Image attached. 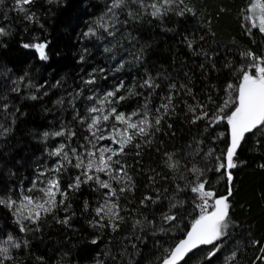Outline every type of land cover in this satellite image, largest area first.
<instances>
[{"label": "trees", "instance_id": "1", "mask_svg": "<svg viewBox=\"0 0 264 264\" xmlns=\"http://www.w3.org/2000/svg\"><path fill=\"white\" fill-rule=\"evenodd\" d=\"M152 2L145 0L146 4ZM251 2L184 0L180 7L191 9V13L178 16L179 8L174 7L163 19L147 14L150 9L129 3L128 8L141 15L124 25L127 10L117 9L120 22L116 35L107 36L100 29L98 35L105 38L97 39L83 33L95 26L110 0H34L26 6L34 14L33 20L13 10L15 0H4L0 27L8 35L0 36V196L11 190L16 199L20 189L32 186L39 171L54 164L57 158L48 152L66 141L51 133L71 129L77 134L70 141L72 147L83 142L88 135L86 124L73 117L77 110L88 115L87 108L93 103L87 99L89 95L102 98L123 81L125 89L120 94L128 98L120 102L118 111L139 110L147 97L149 109L157 115L155 109L169 94L168 85L176 83L179 88L184 84L192 90L191 94L187 88L174 91L175 111L161 120L159 131L153 129L149 136L137 137L125 149L121 159L134 189L121 195L120 206L127 211H121L125 221L118 231L94 226L92 209L100 197L92 184L82 185L70 193L63 207L42 216L38 231L37 225L25 222L31 230L21 232L13 211L0 205V247L8 248L13 257L4 264H159L165 250L184 238L199 215L201 202L190 191L197 176L190 171L193 167L203 172L200 179L207 180L206 188L210 185L217 195L228 196L231 190V223L224 241L217 242L223 243L221 251L211 261L206 255L212 245H207L190 253L181 264H226L225 257L233 252L235 258L228 264H264L259 259L264 256V132L246 135L234 157L237 167L230 170L229 182L224 170H216V158L223 157L230 142L226 120L211 126L207 120L192 123L193 114L187 108L200 102L210 114L214 112L229 95L235 96L226 86L238 85L235 70L250 63L241 53L264 56V33L257 28L249 33L245 27L243 17ZM42 42L47 43V60H41L35 49L22 47ZM90 74L95 76V84L84 83ZM149 77L160 87L140 88ZM134 85L143 96L128 95ZM17 86L19 91H13ZM33 95L37 99L33 100ZM104 107L107 110V105ZM45 132L50 133L46 139ZM77 171L69 168L62 183H68ZM157 194V203L140 204L144 196L155 199ZM85 200L90 205L87 211ZM68 203L71 208L65 212ZM173 203L176 207L171 212L177 220L169 224L162 215ZM66 216L71 217L68 224L58 222ZM135 220H140L141 226L133 229ZM16 242L20 248L12 247Z\"/></svg>", "mask_w": 264, "mask_h": 264}, {"label": "snow or ice", "instance_id": "2", "mask_svg": "<svg viewBox=\"0 0 264 264\" xmlns=\"http://www.w3.org/2000/svg\"><path fill=\"white\" fill-rule=\"evenodd\" d=\"M32 3H34V0H15L13 10L24 13L26 19L33 20L34 14L26 7ZM129 3L138 4L140 8L145 10L150 9L147 14L161 19L167 16L174 7L179 8L175 14L181 17L185 15L186 11L189 13L192 11L189 8L180 7L184 4V0H153L151 4H146L145 0H110L104 14L97 18L94 22L95 26L89 27L88 31L83 33L84 37L104 39V35H98L100 29H103V33L107 36L114 37L118 31L116 24L120 22L117 9L127 10L128 19L122 21L124 25L141 15L128 8ZM3 4L4 0H0V5ZM246 12L247 15L243 17L247 22L245 25L246 30L251 33L252 28H257L259 32L264 33V0H252ZM5 35H8V33L3 27H0V36ZM188 46L191 48V42ZM22 47L35 49L41 60L48 59L46 42L25 43ZM104 50L106 52L111 51L109 48ZM241 55L248 58L250 63L241 65L235 70L239 73L240 82L238 85L228 83L226 86L227 92L235 93L234 98L229 95L223 105L217 107L211 114L206 104L197 102L195 105L189 104L187 106L188 111L193 114L192 123L207 120L209 126H211L226 120L229 126L230 142L223 153V157L216 158L219 161L216 170H224L229 182L232 180L230 170L237 167L234 157H236L237 150L244 142L246 135L249 133L255 134L257 131L264 132V56H257L251 51L243 52ZM81 60H83V57H81ZM120 67H123V64ZM84 83L88 85L95 84V76L90 74V78L85 80ZM135 87L134 85L133 90L129 91L128 95L143 96V93H137L134 90ZM139 87L155 90L160 85L149 77ZM168 88L169 94L163 98L166 102L161 103L155 109L157 115H153L149 109L148 105L151 101L147 97L144 98L145 103L141 105L139 110H134L128 114L118 111L120 102L128 98L120 94L121 90L125 89L123 81L112 90L104 93L102 98L89 95L87 99L93 103L92 106L87 108L88 115H80L77 110L76 115L73 117V119H78L79 123L86 124L88 135L83 137V142L78 147H72L70 141L77 134L71 129H62L51 133L55 137H65L66 141L59 143L58 146L48 152L49 156L57 158L54 164L39 171L36 180L32 182V186L27 189H20L16 199H13L11 190L7 196H0V205L13 211L20 231L27 232L31 230L25 222L37 225L36 230L38 231L42 216L53 214L57 208L65 205L70 193L79 191L82 185L88 184L94 185L93 191L97 192L100 197L96 202V206L92 209L95 212L94 226L108 228L113 232L118 231L125 221L121 211H127V209H122L120 206L121 195L134 189L132 177L127 174L126 166L121 158L126 155L125 149L129 145H133L137 137H147L153 129L159 131L158 126L161 120L169 114V111H175V105L172 104V93L174 91L178 93L179 88H187V85L181 84L178 88L176 83H172L168 85ZM12 90L19 91V87L17 86ZM191 91L190 88H187V94H191ZM31 98L33 100L37 99L35 95ZM193 99H195L194 96ZM97 104L101 106L98 107ZM104 105H107V110H105ZM3 108L6 110L7 105H3ZM226 109H230V111L226 113ZM134 117L137 119L134 120ZM0 128H3V125H0ZM4 131L7 132L8 129H4ZM49 135L48 132L43 133L45 139ZM104 141L109 143H103ZM134 146L140 147L139 143H135ZM207 155L210 156L211 152ZM172 166L175 167V165ZM261 167H264V165ZM69 168L78 170L77 174L70 178L68 183H62L61 177ZM190 171L197 174L196 181L190 186V191L197 194V198L201 202L198 205L199 215L194 219L184 238L179 240L172 248L165 250L166 255L159 258V264H181L190 253L194 254L196 249L207 245H212L206 255V259L211 261L223 246V243L217 242H223L228 235L227 230L231 223L228 196L231 195V190H229L228 196L217 195L215 191L210 190V185L206 188L207 180L200 179L203 172L195 167ZM178 190L183 191V189H179V186ZM34 192H38L40 195H32ZM158 200L159 194L155 199L146 195L141 199L140 204L147 207V202L155 204ZM83 207L85 211L89 209L90 205L87 200L84 201ZM175 207V203L171 204L169 212L162 215L164 222L171 224L177 220V216L171 212V209ZM69 208H71V203L64 207V211L67 212ZM70 218V216H66L58 222L68 224ZM137 226H141L140 220L133 222V229ZM7 240L11 242L13 237L9 235ZM92 243L95 244L97 241L94 239ZM24 244L27 246V241H24ZM12 247L20 248L21 244L18 242L12 243ZM132 247L135 248L136 245L133 244ZM261 251L264 252V248ZM235 255V252H233L230 256L225 257L226 264L234 259ZM12 259L13 257L9 254L8 248L0 247V264ZM38 259L42 260V258ZM259 259L264 260V256L259 257Z\"/></svg>", "mask_w": 264, "mask_h": 264}, {"label": "rangeland", "instance_id": "3", "mask_svg": "<svg viewBox=\"0 0 264 264\" xmlns=\"http://www.w3.org/2000/svg\"><path fill=\"white\" fill-rule=\"evenodd\" d=\"M135 120V119H134ZM103 143H109L108 141H104Z\"/></svg>", "mask_w": 264, "mask_h": 264}, {"label": "water", "instance_id": "4", "mask_svg": "<svg viewBox=\"0 0 264 264\" xmlns=\"http://www.w3.org/2000/svg\"><path fill=\"white\" fill-rule=\"evenodd\" d=\"M186 258V257H185Z\"/></svg>", "mask_w": 264, "mask_h": 264}]
</instances>
